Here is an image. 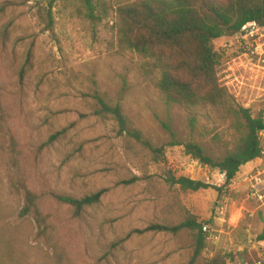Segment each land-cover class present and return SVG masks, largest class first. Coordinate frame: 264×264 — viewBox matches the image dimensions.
Masks as SVG:
<instances>
[{
    "label": "rangeland",
    "instance_id": "374dc122",
    "mask_svg": "<svg viewBox=\"0 0 264 264\" xmlns=\"http://www.w3.org/2000/svg\"><path fill=\"white\" fill-rule=\"evenodd\" d=\"M1 7L0 264H199L188 232H142L187 216L212 230L204 257L251 248L264 258L255 241L264 227V153L224 188L223 175L170 146L164 125L179 142L207 150L216 134L221 144L230 140L227 125L201 114L190 131L187 113L167 105L142 74L143 60L118 49L112 14L94 33L81 3L63 0L50 32L32 0H0ZM228 76L236 104L264 119V76L235 68ZM94 92L119 103L146 139L164 147L165 162L154 163L95 117ZM168 174L221 191L183 192L165 183ZM100 191L99 204L79 217L53 198Z\"/></svg>",
    "mask_w": 264,
    "mask_h": 264
},
{
    "label": "trees",
    "instance_id": "16d2710c",
    "mask_svg": "<svg viewBox=\"0 0 264 264\" xmlns=\"http://www.w3.org/2000/svg\"><path fill=\"white\" fill-rule=\"evenodd\" d=\"M63 0H32L36 17L45 31L53 30L52 10ZM83 17L92 32L113 17L116 46L121 52L136 54L143 60L142 74L167 105L181 108L188 115V127L194 131L198 115L213 118L227 125L230 140L221 144L220 135L213 136L214 150H207L193 142H179L168 124L171 147H182L185 156L224 176V188L236 178L240 169L263 157L262 136L264 119L252 117L249 109L236 104L220 83L223 66L232 53L216 48L217 41L232 38L249 21L264 25V0H132L113 5V0H78ZM4 10L0 8V13ZM93 115L110 121L118 137L126 139L130 147H139L151 155L156 164L165 162L164 147L155 146L130 122L119 103L106 94L94 92ZM214 131V130H213ZM165 183L183 192L208 189L220 192L208 184L168 174ZM103 191L72 199L54 196V200L68 207L74 217L99 204ZM24 213L33 207V197L27 198ZM204 224H211V221ZM202 223L187 216L176 226L151 225L142 232L170 233L186 231L194 244L193 261L199 264H264L251 248L240 252L217 250L207 258V236L201 232ZM142 232H133L140 234ZM264 245V227L255 239Z\"/></svg>",
    "mask_w": 264,
    "mask_h": 264
},
{
    "label": "built area",
    "instance_id": "2783aa9c",
    "mask_svg": "<svg viewBox=\"0 0 264 264\" xmlns=\"http://www.w3.org/2000/svg\"><path fill=\"white\" fill-rule=\"evenodd\" d=\"M222 42L220 48L233 55L220 73L223 87L229 88L228 73L233 68L255 77L264 76V25L255 21L246 22L232 38ZM201 232L211 237L210 227L202 226Z\"/></svg>",
    "mask_w": 264,
    "mask_h": 264
}]
</instances>
